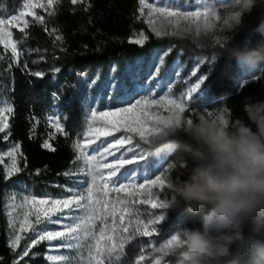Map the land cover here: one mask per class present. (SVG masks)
Segmentation results:
<instances>
[{
	"label": "snow or ice",
	"instance_id": "obj_1",
	"mask_svg": "<svg viewBox=\"0 0 264 264\" xmlns=\"http://www.w3.org/2000/svg\"><path fill=\"white\" fill-rule=\"evenodd\" d=\"M83 2L85 0H70L72 5ZM61 3L62 0H22L18 9L0 15V46L5 52L11 51L10 57L0 54V64L8 60L7 71L10 72L13 65H20L26 51H32L21 47L30 38L28 30L31 26H45V31L49 32L45 16L37 14L35 9H42L48 18H53ZM138 3L139 15L136 20L143 18L158 39L191 33L193 26L195 36L199 37L201 28L208 27L209 4L194 10H181L168 2L161 4L160 0H138ZM224 4L216 6L222 7ZM145 9L148 10L147 14ZM182 21L187 23L182 26ZM13 29L21 34L18 39H14ZM57 31L53 28L49 35ZM133 37L129 43L141 47L149 40L143 31L134 32ZM63 40L62 35H55L54 44ZM170 53L171 48L155 52L147 65V76L127 93L118 91L115 97L109 94L108 104L88 106L82 129L69 144L74 153L71 164L78 167H70L61 173L66 178L83 177L79 185L66 186L64 190L67 195L62 196H37L31 192L5 194L8 247L17 255L13 264H19L29 257L30 252L44 242L48 246L45 259L49 264H120L129 244L138 238H153L157 234V226L165 220L164 210L168 200L160 199L154 190L168 188L166 177L173 166L168 164L161 167L159 174L149 178L153 165L148 163L147 158L149 146L155 142L153 134L158 130L157 126L168 122L176 111L189 108L193 95L209 79L207 74H198L199 65H196L184 80L186 88L177 93L176 85L182 79V66L177 61L175 67L169 70L166 84H162L164 77L161 72ZM23 68L27 70V62ZM59 71L55 68L53 74ZM2 75L3 70H0ZM31 76L42 78L45 72L32 71ZM192 78H195L194 83L191 82ZM95 83L93 79L91 84ZM112 87L116 90L115 84ZM162 87L163 94L157 98V89ZM52 97L59 100L56 93ZM161 110L167 115L162 114ZM5 112L12 114L14 109L8 100L0 98V133H6L4 138L7 139L10 124ZM47 122L55 133H50L41 147L55 152L56 148L49 141L56 138V133L65 137L70 133L56 116H48ZM32 131H35V127ZM5 156L10 158L8 164H4ZM18 156L23 157L18 142L8 151L0 152L5 181L23 171ZM40 173L41 170L37 169L36 175ZM154 210H158V213ZM171 238L170 235L158 245L150 240L142 246L134 264H141L148 258L143 254L145 250L150 249L155 254L158 248L169 244ZM22 241L23 248L17 254ZM37 255L33 252L32 258ZM154 264H161V261L155 259Z\"/></svg>",
	"mask_w": 264,
	"mask_h": 264
},
{
	"label": "clouds",
	"instance_id": "obj_2",
	"mask_svg": "<svg viewBox=\"0 0 264 264\" xmlns=\"http://www.w3.org/2000/svg\"><path fill=\"white\" fill-rule=\"evenodd\" d=\"M254 14L264 15V0L209 4L208 27H202L200 35L234 37ZM239 60L248 71L264 70L260 51L242 53ZM157 128L149 147L158 157H171L176 169L166 177L170 199L165 216L186 207L199 226L176 229L171 242L157 249L156 259L174 257L175 264H264V249H258L245 231L264 235V96L245 97L240 115L226 96L211 108H184Z\"/></svg>",
	"mask_w": 264,
	"mask_h": 264
},
{
	"label": "trees",
	"instance_id": "obj_3",
	"mask_svg": "<svg viewBox=\"0 0 264 264\" xmlns=\"http://www.w3.org/2000/svg\"><path fill=\"white\" fill-rule=\"evenodd\" d=\"M7 1L10 8L21 4V0ZM138 8V0H85L78 5H72L70 0H62L53 18L58 35L64 38L63 42H60L59 64L82 74L113 61L149 55L164 45H175L176 50L183 49L187 53L206 52L214 55L217 68L209 77V89L217 103L221 97H228L229 104L234 107L237 115H240L241 102L245 97L256 98L264 95V70L260 80H252L243 86L236 84L232 70L240 54L253 51L264 53V15L254 14L248 17L246 26L234 37L223 36L222 43L199 49L188 37L156 38L143 22V18L136 20L139 15ZM140 30H144L149 36L143 47L129 43L133 33ZM28 31L30 39L39 46L51 37L45 28L37 25L31 26ZM222 48L227 50L223 51L222 55H217ZM0 54L11 56V53L5 52L1 46ZM7 68L6 59L0 64V70H3V75L0 76V95L1 87L8 84L14 109L10 119L9 140L18 142L23 153L20 161L23 171L19 176L37 192L59 194L68 183L61 173L72 167L74 153L69 144L83 125L80 104L63 95L51 82L31 76V72L25 70L23 64L13 65L10 72ZM53 93L59 95V100L53 99ZM48 116L60 118L66 131L70 133L68 137L56 133V138L49 141L56 148L55 152L41 147L48 135L55 133L54 128L47 126ZM4 137L5 134L0 133V150L7 145ZM37 169L41 170L39 175H36ZM9 187L10 180H4V166L0 164V264H13V260L17 258L8 247L9 229L4 197L9 193ZM182 210L188 222L199 226L196 215L190 213L186 207ZM245 231L257 246L262 235H253L249 229ZM23 244L22 241L17 254L22 250ZM47 247V242L40 244L19 264H49L45 259ZM33 252L39 254L34 259Z\"/></svg>",
	"mask_w": 264,
	"mask_h": 264
},
{
	"label": "rangeland",
	"instance_id": "obj_4",
	"mask_svg": "<svg viewBox=\"0 0 264 264\" xmlns=\"http://www.w3.org/2000/svg\"><path fill=\"white\" fill-rule=\"evenodd\" d=\"M148 2H154V0H148ZM168 2L171 3L174 7H179L181 10H194L196 7L203 6L204 4H215L218 5L220 3H226L228 0H160V3ZM22 4V0H21ZM21 4L17 7L10 8L9 2L7 0H0V15H7L8 13H12L14 9H18ZM37 14L44 15L46 18V26L49 29V32L55 28L53 23V18H48L47 13H45L42 9H35ZM147 9H145V14H147ZM27 19L31 20V17ZM187 22L182 21V26ZM147 28L150 30L148 25ZM45 28V26H40ZM193 32L185 33L181 36L177 37H188L190 38L195 45L199 49H207L210 45L216 44L214 41L219 40L222 43L223 35L220 33L203 35L201 34L199 37L195 36ZM143 31L145 34L146 32ZM14 39H18L20 37V33L13 29ZM139 32V31H138ZM55 35H58V32L51 35L48 41H44L42 46L36 45L30 38L28 39L26 45H22V48L31 49L32 51H26L20 64L27 62V69L32 71H44L45 76L39 79L45 80L47 82H51L56 86V88L61 91V93L65 96L71 98V100H76L79 102L80 107L82 109V115H84L87 111L89 105L97 106L98 104H108V96L111 94L113 97L117 95V92L127 93L129 89L133 85H137L138 82L145 78L148 74L147 65L150 63L153 55L158 50H166L171 48L170 55L166 58V64L164 69L161 72V76L164 77V81L162 84H166L169 76L170 68L175 67L177 61L182 66V79L177 83L175 91L178 93L181 90L186 88L184 80L188 78L190 71L196 66L199 65V73L198 74H207L208 77L211 76L212 72L217 68L215 57L213 54H208L206 52L203 53H187L185 50H176L175 45H164L157 49H155L152 53L145 56H140L133 59H124L119 61H113L106 66H98L90 71H87L82 74L75 73L72 69H67L59 64V51H60V42H55ZM134 38V37H132ZM2 47V46H1ZM39 49V51H36ZM11 53L10 49L8 50ZM241 54L239 55V57ZM43 57V59H40ZM239 57L236 63L232 66V70L234 73V80L237 85L243 86L244 84L251 82L252 80H260L262 78L263 70L258 72L248 71L243 62L239 60ZM36 61V63H33ZM58 68L60 71L58 73L53 74V69ZM115 68L116 71L113 72L112 69ZM98 77V78H97ZM38 78V77H37ZM95 79L96 83L93 85L91 81ZM209 80V79H208ZM208 80L204 85L201 86V89L198 90L197 93L193 95L192 100L189 102L190 109H202V108H211L212 106L218 104L216 102V98L213 93L210 91L208 86ZM191 82H195V78H192ZM113 84L116 85V90H113ZM262 88L264 89V81L262 82ZM163 87L157 89V98L160 94H163ZM11 91L8 84H4L1 87V95L0 98L6 99L12 104V98L10 95ZM264 93V91H263ZM57 94V93H56ZM58 95V94H57ZM59 96V95H58ZM264 96V95H263ZM162 114L167 115L166 112L161 110ZM190 114V113H189ZM5 116L8 117V123L10 124V119L12 114L5 112ZM57 117V116H56ZM10 131V129L8 130ZM11 133V131H10ZM6 135V133H4ZM9 136L7 135V145L0 150V152L8 151L16 141H10ZM9 140V141H8ZM148 147V146H145ZM21 151V149H20ZM20 156H18L19 162L21 161ZM111 159V158H110ZM148 163L152 164V174L149 178H154L156 174H159V170L161 167H167L168 164L171 163V157H158L154 154V152L149 149ZM10 158L4 157V164L9 163ZM4 164H2L4 166ZM20 166V163H19ZM78 165H72V168H76ZM131 167V166H129ZM146 174V173H145ZM176 174V169L173 168L168 176H172ZM139 175V173H138ZM68 183L65 187H72L79 185L80 181H82L83 177H72L66 178ZM10 187L9 194L15 192L17 194H24L31 192L37 196L43 195H51V196H62L67 195L65 190L60 192L59 194H51L46 191L37 192L34 188L27 185V183L19 176V173L10 178ZM160 199H170V190L165 187L164 190L155 189L154 190ZM157 211L158 210H154ZM166 212V210H164ZM158 227V232L155 234L153 238H138L134 240L131 244L127 246L126 255L122 258L120 264H134L136 257L141 254L142 246L147 245L150 240H154L158 245L164 239H167L176 229L181 227H189L194 228L198 227L190 222H188L184 216L183 210H170L167 212L165 216V220L161 222ZM258 249H264V235H262V239L257 245ZM18 250V249H17ZM63 251V250H61ZM148 258L141 262V264H154V260L157 257V253H151L150 249L144 251V253ZM161 264H175L174 257H167L165 260L161 261Z\"/></svg>",
	"mask_w": 264,
	"mask_h": 264
}]
</instances>
